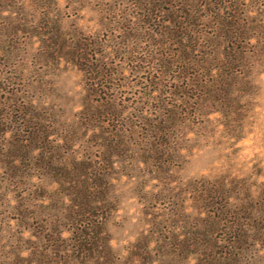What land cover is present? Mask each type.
<instances>
[{
  "label": "rangeland",
  "instance_id": "obj_1",
  "mask_svg": "<svg viewBox=\"0 0 264 264\" xmlns=\"http://www.w3.org/2000/svg\"><path fill=\"white\" fill-rule=\"evenodd\" d=\"M227 1L241 7L242 21L264 26L262 0ZM170 4L0 0V154L11 152L14 137L25 140L42 126L51 134L46 155L56 166L72 168L70 157L88 158L107 175V198L115 205L102 230L57 212L22 220L19 199L54 208L58 184L37 202L29 194L44 189L41 169L32 164L33 180L19 185L0 162V264H202L195 252L207 246L193 237L207 231L197 225L211 213L231 219L212 204H264V55L251 59L235 86L217 87L223 93L208 105L194 95L202 92L178 99L150 87L153 76L175 86L174 75L184 74H161L163 59L178 56V44L165 35L173 26L163 20L180 9L178 0ZM186 83L178 84L184 92ZM171 108L176 128L164 142L148 124ZM227 224L215 231L219 244L229 235ZM84 238L92 248L78 244ZM242 264H264L263 250L246 251Z\"/></svg>",
  "mask_w": 264,
  "mask_h": 264
},
{
  "label": "trees",
  "instance_id": "obj_2",
  "mask_svg": "<svg viewBox=\"0 0 264 264\" xmlns=\"http://www.w3.org/2000/svg\"><path fill=\"white\" fill-rule=\"evenodd\" d=\"M164 1L171 5L172 0ZM178 2L180 9H175L181 15H175V9H170V17L163 20L167 25L173 26L165 35L169 36L173 43L178 44L179 47L176 49L178 56L177 59L164 58L160 66L163 76H172V71L184 73L175 74L174 81L180 83L182 79L186 80V90L184 92L179 83L175 86L168 85L154 76L148 80V84L158 87L160 92L166 91L167 96L178 99L190 98L189 91H198L202 94L194 95L200 99L202 105L218 102L217 95L223 91L217 87L235 86L242 76L241 71H248L253 67L251 59L264 55V26L263 24L254 26V20L242 21L237 15L241 7L231 5L227 0H178ZM260 5L264 6V0ZM253 33H258L257 38ZM254 39L258 42L252 51L250 46ZM190 70H194L192 75L189 74ZM35 119L41 120V114L37 112ZM175 122L176 113L171 108L163 119L149 123V130L152 135L155 133V137H161L166 142L168 138L171 139L170 135L176 128ZM33 129L25 140L14 137L11 152L6 155L0 154V162L10 165L6 174L19 185H28L33 180L35 174L28 168L35 164L42 171L40 180L44 189L41 191V187H34L29 194L30 198L43 202L48 198L44 193L45 189L56 183L58 188L55 190L58 194L53 196L61 199L54 208L45 202L38 206L27 197L19 199L15 208L22 220H35L43 214L53 215L57 212L61 219L72 223H85L83 228L102 230L101 223L106 218L104 216L115 209L114 203L107 198L110 189L106 187L107 175L94 169L88 158L79 160L76 156L70 157L68 164H71L72 168L59 166L60 164L56 166L55 161L46 155L48 149L45 145L49 142L51 134L42 126ZM16 161L21 162L19 167L12 166ZM61 190L62 193L59 194ZM33 192H36V196H32ZM212 205L232 221L220 216L215 217L210 212L211 214L207 215L209 221L202 219L199 222L197 227L205 228L207 231L196 233L193 237L194 244L207 246L204 252H195L196 255L203 257L202 264H242L246 251L257 248L263 250L264 254V204L253 206L244 201L231 203L230 209L227 204L215 202ZM222 221L228 222L225 229L229 235L225 236L223 244H219L215 231L222 229ZM80 226L82 225L77 224L76 228ZM31 227L27 226L25 230H30ZM184 243L190 244V239L187 237ZM78 244L90 249L94 242L84 238Z\"/></svg>",
  "mask_w": 264,
  "mask_h": 264
}]
</instances>
